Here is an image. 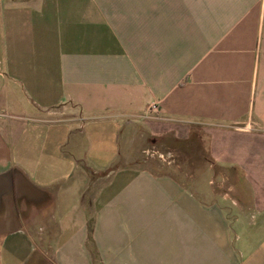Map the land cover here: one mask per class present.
Returning a JSON list of instances; mask_svg holds the SVG:
<instances>
[{
	"label": "crops",
	"instance_id": "0c3cea01",
	"mask_svg": "<svg viewBox=\"0 0 264 264\" xmlns=\"http://www.w3.org/2000/svg\"><path fill=\"white\" fill-rule=\"evenodd\" d=\"M3 205L0 264H264V0H0Z\"/></svg>",
	"mask_w": 264,
	"mask_h": 264
},
{
	"label": "rangeland",
	"instance_id": "374dc122",
	"mask_svg": "<svg viewBox=\"0 0 264 264\" xmlns=\"http://www.w3.org/2000/svg\"><path fill=\"white\" fill-rule=\"evenodd\" d=\"M150 150L151 151H150V153L148 155V158H149L150 161H153L155 163L156 162H161V163H164V165L168 166V162L169 161H171V160H176L177 161V159L179 158V155H177L176 159L173 156H172L171 159H169V157H168V153L169 152H167V151L165 153H160L157 150H153V148H151ZM179 160L183 162L184 159H182V156H181V158ZM183 164L184 163H182L181 166H183ZM212 173H213V171H211V170L207 171V176L210 178V175H213ZM195 174H196V172H195ZM224 175H225V178L231 177V172H224ZM226 190H228V187L225 186L224 191H226ZM4 206L5 205L2 206L3 210L0 213V238L5 232H7V231H9L10 229L13 228V226H11L12 224L15 225V220L11 219L10 217H7V210H9L10 206H8L7 209H6V207L4 208Z\"/></svg>",
	"mask_w": 264,
	"mask_h": 264
},
{
	"label": "built area",
	"instance_id": "2783aa9c",
	"mask_svg": "<svg viewBox=\"0 0 264 264\" xmlns=\"http://www.w3.org/2000/svg\"><path fill=\"white\" fill-rule=\"evenodd\" d=\"M158 109H159V107L156 104L150 107V110L155 111V112H157Z\"/></svg>",
	"mask_w": 264,
	"mask_h": 264
}]
</instances>
